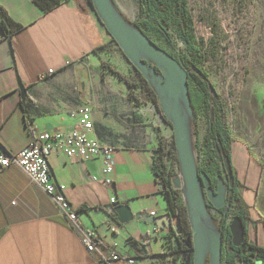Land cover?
Returning <instances> with one entry per match:
<instances>
[{
	"label": "crops",
	"instance_id": "1",
	"mask_svg": "<svg viewBox=\"0 0 264 264\" xmlns=\"http://www.w3.org/2000/svg\"><path fill=\"white\" fill-rule=\"evenodd\" d=\"M0 6L21 26L8 36L0 30V153H17L38 132L76 129L78 110L89 105L87 136L114 149L112 183L102 182L98 159L60 154L47 158L54 181L64 186L70 208L82 227L96 234V247L105 257L116 251L133 257L134 264H149L152 255L172 257L165 242L176 245L170 230L148 225L142 217L119 224L104 209L126 203L133 213H169L152 170L165 127L141 108L136 89L131 93L137 104L124 81L102 68L105 62L124 79L133 76L93 9L82 0H65L48 11L32 0H0ZM18 80L26 89L24 101ZM242 127L238 123L235 129L241 136L229 128V161L248 212L247 241L264 247V134L252 136L239 131ZM134 245L145 247L147 255L137 254ZM0 264L106 263L86 251L46 193L11 165L0 166Z\"/></svg>",
	"mask_w": 264,
	"mask_h": 264
},
{
	"label": "rangeland",
	"instance_id": "2",
	"mask_svg": "<svg viewBox=\"0 0 264 264\" xmlns=\"http://www.w3.org/2000/svg\"><path fill=\"white\" fill-rule=\"evenodd\" d=\"M82 1L90 6L87 0ZM111 2L126 21L132 23L138 18L137 0ZM187 9L192 19L194 45L200 55L198 68L207 75L223 102L227 127L232 129L234 135L239 136L241 133L238 134L235 129L238 123H243L244 127L239 131L252 136L257 133L264 134V0H187ZM166 28L172 38L171 44L153 36L150 38L178 60L182 55L189 56L175 28L171 25ZM113 45L116 54L128 63L116 44ZM128 65L133 73L130 80L139 83L134 67L130 63ZM136 90L141 108L150 116H156L164 125L163 140L166 149L176 156L171 147L172 127L164 121L157 98L153 100L144 88ZM207 125L204 112L192 111L189 126L196 165L205 154L203 137ZM168 164L173 178H180L178 162L170 158ZM221 176V179L226 181L224 172ZM207 212L218 229L221 214L210 205L207 206ZM222 264H225L224 261Z\"/></svg>",
	"mask_w": 264,
	"mask_h": 264
},
{
	"label": "water",
	"instance_id": "3",
	"mask_svg": "<svg viewBox=\"0 0 264 264\" xmlns=\"http://www.w3.org/2000/svg\"><path fill=\"white\" fill-rule=\"evenodd\" d=\"M91 6L101 21L108 35L116 43L124 57L143 76L155 92L159 111L164 121L173 131V143L180 170V178L172 179L173 186L182 191L186 205L191 234L186 237L185 245H192V251L186 254L185 264H222V236L212 223L207 212L210 205L216 211L228 206L227 195L233 192V172L229 159L222 154V164L226 181L217 178L215 187H210V179L205 172L199 171L192 152L190 138V104L187 84V70L172 55L160 48L148 36L126 21L114 8L111 0H90ZM196 75L207 84L213 97L217 96L207 76L198 68L190 67ZM21 100L27 98L26 89L18 80ZM212 121L210 110L209 123ZM155 156V154L153 155ZM108 214H115L119 224H127L133 219L142 217L148 225L160 230L173 229V216L170 213L158 215H142L133 213L126 203H111L104 207ZM176 225L179 227L177 217ZM231 235V246L241 245L245 227L242 220L235 216L228 226ZM137 254L147 255L145 247L133 246ZM149 264H165L166 256H147ZM174 260V259H173ZM179 261H177L178 263Z\"/></svg>",
	"mask_w": 264,
	"mask_h": 264
},
{
	"label": "trees",
	"instance_id": "4",
	"mask_svg": "<svg viewBox=\"0 0 264 264\" xmlns=\"http://www.w3.org/2000/svg\"><path fill=\"white\" fill-rule=\"evenodd\" d=\"M64 1L65 0H32L36 6L45 11L52 9L54 6ZM87 2L92 8L90 0H87ZM137 3L138 18L132 22L133 26L149 38L150 36H153L158 40L163 39L168 44H171L172 38L166 28V26L171 25L175 28L178 38L185 45L190 54L189 56L182 55L180 59L177 60L187 70V87L193 112L198 113L202 111L207 116L208 125L203 137L205 154L197 165V168L199 171L206 173L210 179V187L214 188L217 178H222V172L225 174L222 164V154L230 160V145L233 141V137L225 121L224 105L220 96L217 95L216 97H213L207 87V84L202 81L194 71L190 70V67L198 68V57L200 55L197 53L198 49L194 45L195 40L193 25L191 16L189 15L187 9V0H137ZM99 22L101 23L100 20ZM20 28L21 26L14 23L0 6V30L2 34L4 36H8L10 33L19 30ZM111 41L116 44L113 39H111ZM168 53L172 55L170 52ZM101 66L106 70V72L124 81L126 86L130 89L128 97L136 104L137 99L131 92L140 87L150 93L153 100H156L155 92L135 68L134 69L139 78V83L124 79L117 70H114L105 62H101ZM210 110H212L211 123H209ZM166 123L169 124L168 122ZM157 132H159V129H157ZM171 147L172 150H175L173 142ZM170 158H172L175 162L177 161L176 156L171 155V151L166 149L165 141L160 136L158 138V151L152 162V170L156 182L159 183L162 188V194L166 202L168 212L172 216L177 217L179 222V233L175 236L174 240L176 244L175 247L169 244V240H166L165 242L167 249L169 250L168 253L175 255L174 260L176 262L179 261L178 264H185V256L189 253V250L185 245V239L191 234V229L188 222L186 205L182 196V191L173 186V175L168 164V160ZM231 169L233 172L234 184L232 194L227 195L229 205L218 210L221 214V224L218 227V230L221 232L222 236V262L224 261L225 264H264V247H258L247 241L246 222L249 219L248 212L245 204L238 195V182L235 178L232 167ZM235 216L242 220L245 227L243 241L238 247H232L230 242L231 250L225 252L223 250V243L231 240L228 226L231 219ZM228 217L230 219L227 221ZM189 264H191V262ZM206 264H209L208 259H206Z\"/></svg>",
	"mask_w": 264,
	"mask_h": 264
},
{
	"label": "built area",
	"instance_id": "5",
	"mask_svg": "<svg viewBox=\"0 0 264 264\" xmlns=\"http://www.w3.org/2000/svg\"><path fill=\"white\" fill-rule=\"evenodd\" d=\"M47 73H52V70H48ZM90 113L91 107L85 104L78 110L76 129L66 132H38L17 153H0V166H16L33 183L37 184L52 200L58 212L68 222L70 228L78 235L86 251L97 254L98 258L106 264H134L133 257H122L116 251H111L105 257L98 251L96 234L93 230L82 227L78 221L77 213L70 208L62 193L64 186L54 181L48 166L47 158L52 154H60L67 158H78L80 160L98 159L101 165L102 182L105 185L112 183L114 149L112 146L102 145L97 140L87 136V132L92 129ZM111 202H114V198L111 199ZM150 215L154 216V212H150ZM172 220L174 228L170 234L172 240H175V236L179 233V227L176 225L175 216H173ZM114 230L113 227L110 228V231L113 232ZM230 241L223 243L225 252L231 250Z\"/></svg>",
	"mask_w": 264,
	"mask_h": 264
},
{
	"label": "flooded vegetation",
	"instance_id": "6",
	"mask_svg": "<svg viewBox=\"0 0 264 264\" xmlns=\"http://www.w3.org/2000/svg\"><path fill=\"white\" fill-rule=\"evenodd\" d=\"M187 247V249L189 250V252H191L192 251V245H188V246H186ZM173 259H175V255L173 254V256L172 257H167L166 256V263L165 264H177V262H175V260H173ZM159 263V262H158ZM160 264V263H159Z\"/></svg>",
	"mask_w": 264,
	"mask_h": 264
}]
</instances>
